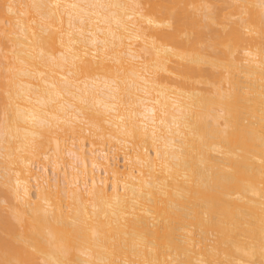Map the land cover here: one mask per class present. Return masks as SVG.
Returning <instances> with one entry per match:
<instances>
[{"label":"bare ground","instance_id":"obj_1","mask_svg":"<svg viewBox=\"0 0 264 264\" xmlns=\"http://www.w3.org/2000/svg\"><path fill=\"white\" fill-rule=\"evenodd\" d=\"M0 264H264V0H0Z\"/></svg>","mask_w":264,"mask_h":264},{"label":"rangeland","instance_id":"obj_2","mask_svg":"<svg viewBox=\"0 0 264 264\" xmlns=\"http://www.w3.org/2000/svg\"><path fill=\"white\" fill-rule=\"evenodd\" d=\"M0 172L2 173V171H0ZM1 173H0V174H1Z\"/></svg>","mask_w":264,"mask_h":264}]
</instances>
